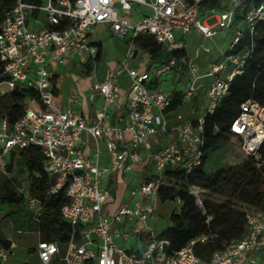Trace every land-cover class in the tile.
I'll return each instance as SVG.
<instances>
[{
	"label": "built area",
	"instance_id": "1",
	"mask_svg": "<svg viewBox=\"0 0 264 264\" xmlns=\"http://www.w3.org/2000/svg\"><path fill=\"white\" fill-rule=\"evenodd\" d=\"M205 1L208 0H47L44 5L41 0H14V6L0 26V97L16 88H24L34 90L39 101H26L29 106L14 124L0 117V166L14 152L28 147L39 148L46 158L47 173L56 179L50 193L57 194L66 189L69 203L61 213L73 229L62 258L59 242L39 241V264H259L256 255L264 251V212L247 211L245 236L216 251L209 261L198 257L193 247L196 243L211 242L214 235L202 234L180 251L170 253V243L160 239L149 224L155 218L156 210L147 201L158 198L166 168L182 164L191 172L200 164L204 116L195 124L173 129L175 141L152 155L157 177L132 190V197H138L134 206L120 207L111 219L104 215L110 197V192L101 187L104 175L118 170L130 171L141 162L145 141L168 133L164 116L170 106V97L149 85L155 76L170 74L181 64L196 71L193 60L171 57L161 67L139 73L132 67L136 57L135 40L147 35L169 52L182 50L183 43L176 40L177 32L186 35L197 30L205 38H212L231 30L240 15L239 23L245 28L235 30L233 50L243 38L244 30L252 35L264 20V0H226L225 9L208 8L209 15L201 22ZM41 13L45 15L43 21L38 18ZM99 24H109L119 38L129 34L132 37L125 58L109 72L105 82L93 85V91L104 97L105 104L97 119L88 123L79 112L64 110L55 103V77L48 69L46 57L52 53L58 64H65L74 53H86L88 59H94L97 48L89 37ZM245 58L246 55H228L227 62L233 65V70L226 78L217 76L221 66L213 68L209 76L215 79L208 92L205 114H212L228 94L235 76L242 73ZM124 73L132 81L126 95L127 122L111 125L107 110L119 98L118 80ZM194 84L195 80L185 92L189 97L195 92ZM230 132L241 138L240 149L246 155L257 157L264 146V108L252 103L242 104ZM84 134L94 140L93 161L81 149ZM100 141L111 156L110 168L99 165ZM202 192L197 187L190 188L196 205L203 210ZM18 194L24 196L38 222L40 202L27 194L26 187L18 188ZM176 202L181 205L179 199ZM133 220L141 224L149 237L142 249L129 252L114 239L127 240L128 234L121 232L120 226ZM113 226L116 227L114 230ZM92 234L100 243L92 240ZM77 236L82 243H78ZM12 258V251L0 245V264H8Z\"/></svg>",
	"mask_w": 264,
	"mask_h": 264
},
{
	"label": "trees",
	"instance_id": "2",
	"mask_svg": "<svg viewBox=\"0 0 264 264\" xmlns=\"http://www.w3.org/2000/svg\"><path fill=\"white\" fill-rule=\"evenodd\" d=\"M14 3V0H0V26ZM227 3L226 0H208L203 3V6L222 10L226 8ZM240 20V15H237V23ZM239 25L243 24L239 23ZM238 28L244 29L245 26ZM136 42L150 53L153 62L169 61L171 57L178 60L186 58L184 49L169 52L151 36L137 38ZM102 54V46L99 45L96 57L87 62L88 69H92L96 62L101 61ZM229 54L246 55L245 64L242 73L235 76L228 94L217 109L212 114L204 115L200 164L191 172L182 164L168 166L164 171V185L158 192L161 203L174 202L177 199L181 201L180 210L170 213V226L161 233L159 238L168 241L169 252L175 253L202 234L214 235L211 242L196 243L193 247L195 254L207 261L232 240L245 236L244 218L248 211L245 207L264 212V146L259 152L260 159L238 150L237 154L241 159L239 164L220 166L217 162L220 150L227 149L230 145L240 149L242 140L230 132V127L240 115L241 105L252 103L264 108V20L257 25L254 34L251 35L244 30L243 38ZM149 88L158 89L159 83L153 81ZM53 95L57 104L60 92L59 81L56 79L53 84ZM184 97L182 92H174L170 97L167 112L178 109ZM26 101L38 103L37 93L32 89L16 88L8 95L0 97V117L14 124L29 106ZM193 123L195 124L196 121ZM15 157H17L16 165L19 174L27 176V194L36 198L41 206L39 221L30 226L39 232L41 240L59 242L63 252L73 235L72 227L63 219L61 213L62 208L69 203L66 189L63 188L57 194L50 193L56 179L47 173L46 158L39 148L28 147L12 153L8 165ZM191 187H197L203 191L201 194L203 210L196 205L195 197L190 194ZM205 193L212 198H204ZM214 196H219L221 200L213 198ZM1 205L10 207L9 215L12 216L15 227L18 229H24L27 225L22 220L23 212L33 217L22 195L14 193L9 196H0ZM79 231L77 229V235ZM0 245L10 248V243L1 237Z\"/></svg>",
	"mask_w": 264,
	"mask_h": 264
},
{
	"label": "crops",
	"instance_id": "3",
	"mask_svg": "<svg viewBox=\"0 0 264 264\" xmlns=\"http://www.w3.org/2000/svg\"><path fill=\"white\" fill-rule=\"evenodd\" d=\"M208 8L209 7L204 6H202L201 8L203 21L205 19L204 17L206 15H209L207 11ZM44 16L45 15L41 13L39 14V17H37L39 18V20L43 21ZM238 27H243V25H239V23H237L236 21L231 30L224 33L220 32L212 38H205L204 35L197 30H193L191 33L186 34L189 38H202L201 43L196 47L195 55L193 57H190L186 53V42H184V37L186 35L177 32L176 40L183 43V49L186 53V58L193 60L196 66V71L192 72L186 65L181 64L175 71L170 74L155 76L153 81L159 83L158 89L163 92L161 88V82L164 78H166V76L171 74L182 78L192 77V79H187L188 82L189 79L190 81L192 80V83L194 80H206L197 90H195L194 94L191 97H187L193 98L195 103H198L200 106H203L207 110L209 102L208 92L215 77L209 76L211 72L209 74L198 73L201 72L202 69L198 67L196 61L199 59L201 51L206 53L211 52L212 47L209 45V43H211V45H213L217 51H222L224 46H229L228 49L222 52L223 55L219 60H215L213 63H210L212 65V70L215 66H221L222 69L217 73V76L220 78H226L228 74H230V72L233 70V65L227 62V57L229 52L231 51V45L235 38V30ZM100 31L101 33L108 31L109 34L107 35V38H117L122 42V45H120L118 48L115 46L114 49L112 47L110 51H108L106 45L101 40H98L97 33H100ZM131 37V34H129L125 38H119L115 36L111 31L109 24L96 25L93 28L89 38L91 44L97 48V52L99 45L102 46L103 54L101 61L96 62L92 69H88L87 67V62L92 59H88L86 53H83L82 55L77 53L72 54L70 57H68L65 64L56 63L53 60V54L50 53L46 57L48 69L54 75L55 79L59 81L60 97L57 104L64 110L71 109L79 112L80 114H82V116H84V118H86L88 123L94 122L97 119L98 113L103 109L105 101L104 97L101 94L93 91V85L95 83L105 82L109 72L113 70L125 58L128 49V42ZM145 37L150 36L143 35L138 38L143 39ZM135 44H138V47H136V57L134 62L132 63V67L137 69L139 73L151 72L153 68L161 67L163 64L168 62V60L163 62H153L151 60L150 53L146 49L141 47V44L139 42H136ZM71 69L75 71V74L71 72ZM123 77H126L129 80V85L126 88L122 87L120 84ZM131 83V78L127 73H124L120 76L118 80V85L120 88L119 98L115 102V104L109 107L107 110V120L109 124H126V95L131 87ZM174 92H182L186 96L185 92L183 91H173L171 93L173 94ZM203 92L205 93L206 100L202 104L201 98L199 96ZM184 100L185 97L183 99V102ZM194 108L195 105H192L191 110L189 112H186L185 114L177 113L178 109L166 112L164 117L167 121L168 133L153 136L145 141L141 152V162L136 164L130 171L118 170L114 173H108L104 175V177L102 178L101 187L110 192L109 200L104 208V215L106 218L111 219L112 214L122 206H134L135 202L138 200V197H132V190L137 188L140 184L149 182L150 180L157 177V171L154 168L152 162V155L175 141L174 135L172 133L173 129L183 127L184 125L193 123L197 120L193 117ZM179 145L182 146L181 144ZM81 149L88 159L92 161L95 159L94 154L96 151V146L91 136L87 134L83 135V144L81 145ZM99 150V165L103 168H110L112 165L111 156L107 152L103 141L99 142ZM10 159L11 156L6 158L5 162L9 163ZM147 202L151 204L156 210L155 218L149 222L150 226L154 229V224L163 225L159 214L164 212L166 208L158 198L155 200L149 199ZM167 212L169 214L168 216H170V213L172 211ZM9 213V210L4 213L0 212V237L4 241H8L10 243V248L8 249H10L13 253V258L8 264H39L37 249L39 241L41 240L39 232L34 231L38 238L37 245L28 244V240L24 237V235L26 232L32 231H24L23 229L16 228L13 218L11 215H9ZM115 228L116 227L113 226L112 230H114ZM166 229L159 232H156L154 229V232L159 237L161 233ZM120 230L121 232L128 234V239L123 240L121 238H115L114 240L117 244L124 247L129 252H136L142 249L149 237V234L143 230L141 224H139L136 220L126 222L125 224L120 226ZM91 237L93 241H95L96 243H100L98 237L95 234H92ZM77 241L78 243H82V239L80 237ZM95 250H97V248H95ZM65 253L66 247L64 248L63 252L61 247L60 257L62 258ZM256 260L259 264H264V251L256 255Z\"/></svg>",
	"mask_w": 264,
	"mask_h": 264
},
{
	"label": "rangeland",
	"instance_id": "4",
	"mask_svg": "<svg viewBox=\"0 0 264 264\" xmlns=\"http://www.w3.org/2000/svg\"><path fill=\"white\" fill-rule=\"evenodd\" d=\"M42 3L45 5L47 3V0H41ZM149 11H147V14ZM217 13H220V11H217ZM200 21H203V18H200ZM98 40H101L107 47V50L110 51V49L115 46L118 48L120 45H122V42L118 40L117 38H107V35L109 34L108 31L100 33L98 32ZM202 38H189L187 35L184 37V42H186V53L190 56L193 57L195 55V50L196 47L201 43ZM209 45L212 47V50L210 53H206L201 51L199 59L196 61V64L198 65L199 68H201V74H209L212 72V65L210 63H213L215 60H219L222 55L223 51L228 49L229 46H224L222 51H217L216 48L209 43ZM110 47V48H109ZM136 47H138V44H136ZM139 49V48H138ZM117 50V49H116ZM71 72L75 74V71L71 69ZM73 75V74H72ZM190 78V77H188ZM187 77L182 78L176 75H168L166 78H164L161 82V88L163 92L167 93L168 97H171L173 91H183L186 92L191 88V83L192 77L189 79V82L187 81ZM206 80H196L194 84V89L197 90ZM67 82V79H66ZM121 86L126 88L129 85V80L126 77H123L120 82ZM201 98V103L203 104L204 101L206 100L205 93H201L200 96ZM192 105H195L194 108V114L193 117L196 118L197 120L204 116L206 113V109L203 106H200L198 103L194 102L193 98L185 96V100L183 104L180 106L178 109L177 113L185 114L186 112H189L191 110ZM173 113V112H172ZM176 113V114H177ZM241 151V149H238V147H234L232 145L229 146L227 149H222L220 152H218L219 157L217 158V162L220 166H234L239 164L241 159L238 157L237 152ZM242 152V151H241ZM261 156L258 155L256 159H260ZM6 160V159H5ZM16 160L17 157L11 161L10 165H8V162H4L0 166V196H9L11 194H18V188L21 187H26L27 186V176L26 174H19L17 170V165H16ZM167 183V182H166ZM168 185H172L171 183H167ZM212 198L209 197L206 193L204 194V198ZM213 198H217L218 200H221L219 196H214ZM163 206L166 208V210L162 213H160V218L161 221L163 222L162 224H154V229L156 232L162 231L166 229L168 226H170V221H169V214L167 211H179L180 206L176 201L170 202L167 201L165 203H162ZM10 207L7 205H1L0 206V212L4 213L7 210H9ZM11 209H15L14 207H11ZM245 210H248L250 212H257L255 208L251 207H245ZM30 214L23 212L22 215V220L25 222L27 225L23 229L24 231L31 230L32 232H26L24 237L28 240V244L32 245H37L38 243V238L35 231V228L32 226L35 224L34 218ZM24 224V223H23ZM32 224V226H30ZM16 238V237H15Z\"/></svg>",
	"mask_w": 264,
	"mask_h": 264
},
{
	"label": "bare ground",
	"instance_id": "5",
	"mask_svg": "<svg viewBox=\"0 0 264 264\" xmlns=\"http://www.w3.org/2000/svg\"><path fill=\"white\" fill-rule=\"evenodd\" d=\"M260 137H261V135H260ZM262 138V137H261Z\"/></svg>",
	"mask_w": 264,
	"mask_h": 264
}]
</instances>
